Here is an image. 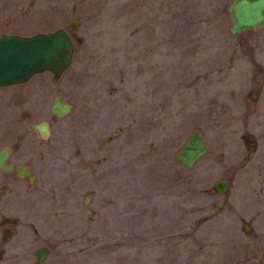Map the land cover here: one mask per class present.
I'll return each instance as SVG.
<instances>
[{"label": "rangeland", "instance_id": "obj_1", "mask_svg": "<svg viewBox=\"0 0 264 264\" xmlns=\"http://www.w3.org/2000/svg\"><path fill=\"white\" fill-rule=\"evenodd\" d=\"M229 2L0 0V33L61 26L74 46L58 81L37 74L0 106V145L22 134L36 175L2 191L0 264L39 245L43 264H264V27L231 33ZM192 130L209 153L184 170Z\"/></svg>", "mask_w": 264, "mask_h": 264}, {"label": "water", "instance_id": "obj_2", "mask_svg": "<svg viewBox=\"0 0 264 264\" xmlns=\"http://www.w3.org/2000/svg\"><path fill=\"white\" fill-rule=\"evenodd\" d=\"M227 12L230 18L229 30L239 34L264 27V0H230ZM73 41L68 31L56 27L49 31L33 34L6 33L0 34V87L27 82L32 76L47 72L56 82L68 69L73 57ZM51 112L55 116H63L71 110V104L64 96L53 98ZM43 137L47 135V124L40 122L34 126ZM199 131L192 130L174 154V160L184 170L191 169L194 164L208 153ZM8 148L0 150V170L6 171L4 159ZM22 166H17L18 174ZM212 188L223 193L228 188L224 179L216 180ZM48 252L46 247H39L34 255L39 264Z\"/></svg>", "mask_w": 264, "mask_h": 264}, {"label": "flooded vegetation", "instance_id": "obj_3", "mask_svg": "<svg viewBox=\"0 0 264 264\" xmlns=\"http://www.w3.org/2000/svg\"><path fill=\"white\" fill-rule=\"evenodd\" d=\"M30 80H28L27 82H24V83H20V84H14V85H10V86L0 87V106L4 105L6 100H8L10 97L15 99V101H17L18 103L24 102V98L28 94L27 90L30 89V88L26 89V84H28V82ZM56 96H58V95H56ZM19 114H20L21 118H26V116L28 115V112L23 110V111H20ZM40 122H45V121H39L35 124L28 123L27 129L35 130L41 138L45 139L48 135V132H49L48 124L45 122L47 124V135H46V137H43L40 134V132L34 127L35 125H37ZM23 141H24V136L22 134L18 133L15 135V138L13 139L12 144L5 143V144L0 145V150L3 147L8 148V153L6 154V157L4 159V164L6 165L5 167L11 166V168L8 167L6 171L0 170V177L2 178V179H0V181L2 180V182L0 183V198H1L2 193H3L2 191H4L5 189H8V190L10 189L9 185H11L12 187H14L16 189L17 186L23 185V183H25V185H27V186H30L36 182V179H35L36 175H35L34 171L32 170L30 163L26 160H21V159L17 158V157H22L23 154L22 155L20 154L19 156L15 155L19 144L22 143ZM203 141H204V139H203ZM204 143H205V141H204ZM205 145H206V143H205ZM206 147H207V145H206ZM208 151H209V149H208ZM17 166H22L20 174H18V171L16 170ZM228 185H229V183H228ZM213 191H215V190L213 189ZM13 223H14V220L10 219L9 215H7L5 213H0V229L2 228V226H5L1 229V233H3V236H0V243L6 242L8 240L7 235L11 231L10 226ZM6 226H8V227H6ZM43 246L48 249V252L46 254V257L39 264L44 263V261L47 259L48 255L50 253V247H48L47 245H39L31 251L30 261L27 262L26 264H31L32 262L35 261V255H34L35 251L39 247H43ZM1 252H3V249L0 247V253Z\"/></svg>", "mask_w": 264, "mask_h": 264}]
</instances>
